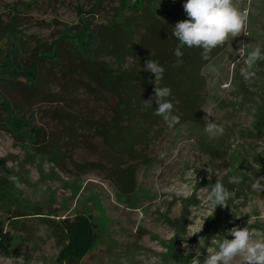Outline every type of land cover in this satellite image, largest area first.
I'll return each mask as SVG.
<instances>
[{"label":"rangeland","instance_id":"1","mask_svg":"<svg viewBox=\"0 0 264 264\" xmlns=\"http://www.w3.org/2000/svg\"><path fill=\"white\" fill-rule=\"evenodd\" d=\"M161 1L156 5L157 16L165 24L187 19L183 9L186 0ZM135 2L0 0V66H9L12 39L8 38L12 36L23 42L20 58L24 63L20 65L25 66L68 29L80 31V20L89 30L118 23L133 15L130 8ZM233 3L247 12L250 35L230 37L224 51L202 69L207 83L201 94L205 102L201 110L203 127L185 125L160 133L154 128L149 132L147 147L136 148L143 156L139 160L119 158L83 123L74 125L77 132L73 134H60L62 116L67 114L80 119H111L118 98L94 82L66 76L47 62L35 63L37 84L18 78L13 85L0 77V102L6 101L19 120L41 131L37 135L39 147L29 144L24 133L28 126L13 134L7 127V113L0 108V222L10 237L9 245L0 249V264H57L61 247L55 231L61 237V222H71L78 216L93 224L98 237L81 264H193L196 259L203 264L208 250L218 248L223 238L220 235L234 226L248 227L260 234L257 239H264V190L251 187L249 193L235 196L226 208L218 206L209 217L206 186L225 175L227 168L225 163L199 154L194 139L197 132L204 131V117L209 114V120L223 127L232 156H242L252 163L264 154V134L257 133L253 124L259 98L264 96V61L254 67L256 76L246 80L241 75L243 59L237 55L241 43L245 52L257 46L264 50V0ZM138 40L139 35L134 42ZM66 50L71 48L66 46ZM99 62L117 69L110 59ZM137 64L127 60L123 69L134 68L141 78L148 79L151 73ZM49 145L64 153L62 166L49 163ZM37 148L43 156L37 154ZM120 165V170H126L121 176L132 183L131 194L121 193L110 179ZM207 168L214 173L211 181ZM258 170L261 173L256 178L264 177V165ZM182 201L196 205L188 209L186 234L172 246L175 235L167 222L180 218ZM203 222L202 231L192 235ZM201 237L206 239L200 241ZM184 243L191 249L188 255H184ZM174 248L178 254L175 260L171 257Z\"/></svg>","mask_w":264,"mask_h":264},{"label":"trees","instance_id":"2","mask_svg":"<svg viewBox=\"0 0 264 264\" xmlns=\"http://www.w3.org/2000/svg\"><path fill=\"white\" fill-rule=\"evenodd\" d=\"M148 1L144 6L143 2ZM163 3L161 0H136L130 8L133 15L127 19H120L118 23L109 22L105 26H98L89 30L88 26L80 20V31H68L52 43L41 55L32 57V62L21 66L24 60L20 58V50L23 42L17 36H12L9 47V66H0V77H6L7 81L16 85L18 78H24L32 84H37L39 75L36 62H47L55 65L66 76L76 75L78 78H87L89 81L99 85L104 91L118 98V103L112 108V117L109 121L80 119L72 114L62 116L64 123L60 134L64 132H77L73 129L83 123L89 126L100 137L106 146L117 153L119 158L127 156L130 159L139 160L143 156L137 147L145 149L150 141L149 132H162L163 129H176L180 126L199 125L203 127L201 110L205 104L201 98L202 92L206 90L207 83L202 69L216 59L225 49L217 47L208 56L203 58L200 48H181L183 55L177 57L174 51L179 41L173 36L175 25L165 24L157 16L156 5ZM176 24V23H175ZM110 28L114 31L109 32ZM9 32V31H8ZM109 32V33H108ZM10 34V33H8ZM139 35L138 42L135 36ZM78 45H74V42ZM66 46L71 51L66 50ZM131 46V47H130ZM99 59H110L115 62L117 69L112 70ZM138 62V66H145V61L152 59L158 61L164 68V78L160 83L161 87H169L171 96L168 99L174 104V115L179 117V122L173 127H168L162 117L155 114L156 104L154 97L155 85L149 81L154 80L153 74L148 79L141 78L136 70L123 69L127 60ZM63 60L66 63H63ZM151 100L152 102H150ZM254 118V127L259 134H264V96L259 98ZM0 108L7 113V127L14 134L28 126L27 134L29 144L39 147L37 135L39 129L30 127L23 120H19L13 114V110L7 102H0ZM2 120L0 119V123ZM206 132L200 130L195 135V144L199 154L209 157L211 160L226 164L225 175L218 178L235 196L243 197L249 193L253 180L259 176V167L264 165L261 159L249 163L239 155L232 156L229 148V141L225 135L221 138L209 139ZM73 134V133H72ZM21 135V134H20ZM17 138V136H15ZM49 163L60 167L63 165L64 153L55 145L47 146ZM142 149V150H143ZM38 155H44L37 148ZM118 158V159H119ZM119 162V160H118ZM122 165V164H121ZM116 167L118 172L111 174L110 179L118 186L123 194L133 192L132 183L127 182L121 176L126 172ZM78 168L79 166H75ZM238 175L242 182L238 185L230 184L229 177ZM215 180L212 184H214ZM181 216L175 220H168L167 224L174 231L172 246L186 234L189 225L190 206L195 202L182 201ZM61 237L60 252L56 258L57 264H81L82 259L89 253L96 244L97 235L94 232L93 224H90L84 217H75L73 221L63 220L60 224ZM10 237L4 233V225L0 222V249L8 246ZM171 257L178 258L175 248L171 250Z\"/></svg>","mask_w":264,"mask_h":264},{"label":"clouds","instance_id":"3","mask_svg":"<svg viewBox=\"0 0 264 264\" xmlns=\"http://www.w3.org/2000/svg\"><path fill=\"white\" fill-rule=\"evenodd\" d=\"M183 9L187 19L178 21L172 28L173 36L179 41L174 51L177 57L183 55L181 48L187 46L202 49L201 55L207 59L214 49L222 47L230 37L234 39L241 34L250 35L247 31V12L240 11L233 0H186ZM237 55L243 59L245 65L241 75L246 80L254 78L256 76L254 67L258 62L264 61V50L257 46L251 52H245L244 44L241 43ZM143 71L150 72L154 76V80L149 82L155 85L153 97L156 104L155 114L162 117L168 127H173L179 122V117L174 115V104L168 99L171 96V89L160 86L165 68L158 61L148 59L145 61ZM208 116L209 114L204 117V131L208 137L215 139L218 135H223V127L209 120ZM207 171L208 179L211 181L214 173L209 168ZM261 181H264V177L255 178L252 188L257 191L264 190V184ZM228 182L238 185L242 182V178L233 175L229 177ZM206 190L208 191L209 217L213 216L218 206L228 207V201L235 197V192L227 189L219 180L206 186ZM203 226L204 222L199 226L198 231H193L192 235L201 232ZM258 235L260 234L248 227L234 226L225 230L224 234L220 235L223 238L218 248L208 250L203 264H264V239H257ZM228 236L232 238L228 239ZM205 239L206 237H201L200 241ZM183 246L187 250L184 255H188L191 249L187 243ZM193 264H199V260H194Z\"/></svg>","mask_w":264,"mask_h":264}]
</instances>
